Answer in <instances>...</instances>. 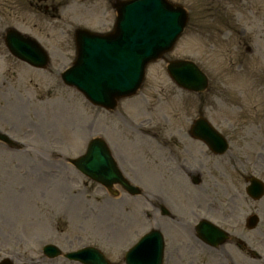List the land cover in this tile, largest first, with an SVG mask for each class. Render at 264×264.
<instances>
[{
    "label": "rangeland",
    "instance_id": "rangeland-1",
    "mask_svg": "<svg viewBox=\"0 0 264 264\" xmlns=\"http://www.w3.org/2000/svg\"><path fill=\"white\" fill-rule=\"evenodd\" d=\"M21 1L24 5L25 0H0V10L1 12L5 10L4 13H0V35L11 25L21 31L28 29L38 36L42 34L46 37V42L52 43L49 47L52 53L51 67L48 72L43 73L27 69L22 63L12 58L0 42V76L3 72L6 74L0 83L5 82L8 90H11L12 86L15 89L8 94L3 87L1 96L44 97L48 94L61 93L66 96L67 93H75L67 88L59 89L55 83L59 70L64 69L68 62L62 54H71L70 59L73 58L71 31L73 21L79 17L80 25L103 31L109 25L105 23L106 15L101 16V11L98 15L97 12H93L94 15L90 14L88 9H80L76 17L74 14L69 20L65 18L63 23L53 26L48 24L45 29L42 24L33 26L39 17L45 18L43 15L40 16L42 13L34 18L30 12H22L16 19V12L27 8L20 4ZM37 1L40 5H37V8L40 9L44 2ZM69 1L75 0H47V3L52 2L56 7L59 4L65 5ZM106 1L98 0L99 5L96 3L94 6H88L97 9L101 6L106 11V8L108 9ZM170 1L182 4L187 9L190 22L172 52L147 67L143 85L137 95L119 102L117 115L126 116V119L133 124H147L151 115L156 117L160 115L167 121L160 126L163 124L188 126L198 111L202 110L205 117L217 125L230 139L231 149L227 157L232 154L240 157V153L243 152L244 162L240 165L245 174H255L264 181V149L258 146L259 135L254 132L246 138L249 142L254 140L252 137L254 135L256 146L255 143L241 141L238 129L241 121L235 114L239 112L235 103L240 101L245 109L251 112V106L256 99H264V94L258 92V96H253L252 92L250 96H243L240 100L236 99V101L239 100L238 102L233 103L234 96H239L241 82H247L246 79L251 77L249 70L255 62L247 58H238L231 47L236 45L238 40L232 36L228 38L222 32L227 23H233L236 28V21L230 20V14L236 12L238 6L233 5L237 3L229 2V7L225 10L221 0ZM32 6L36 8L35 5ZM38 9V12H42ZM65 10L72 14L71 6ZM240 11L243 13L244 26L252 24L249 27L251 28L249 35H252V30H255L256 34H261V28L264 29V0H244ZM107 12L112 16L111 10ZM83 18H85L84 21H82ZM23 22L26 24L24 25ZM195 22L198 24L197 30ZM63 27L68 30L65 34L64 30H61ZM42 36L40 39H43ZM261 48H264L262 42ZM171 59L195 61L209 77L208 90L196 95L178 89L165 73V62ZM262 61L264 59L261 60V64L264 65ZM72 97L67 96L68 110L65 112H61V107L56 110V104L50 102L47 112H43L42 115L46 119L55 118L52 125L40 128L41 132L38 130V133L28 136H22L25 127L18 124L16 117L12 119L6 116L0 117V129H11L9 133L12 137H26V140L31 139L40 143L37 145L40 147L38 152L34 149H30L32 152L27 150L13 152L3 145H1L2 148L0 146V208L9 217V220L0 227V259L13 256L11 258L14 264H24L23 256H37L43 244L53 242L63 251L75 250L84 245H94L109 260L121 263L120 259L125 247L133 243L139 234L147 231L151 226H157V218L147 220L140 213L141 198L123 196L120 200L114 199L104 188L76 172L69 171L64 175L65 165L62 168L61 165L57 166L51 161H46L50 160L48 156L50 150H57L64 154L62 146L68 143L73 144L75 154L77 142L81 140L87 141L88 138L99 135H104L110 143L120 140L111 129L113 121L110 117L114 114L109 115L87 102H83L81 107V97L74 96V101ZM12 99L14 100L15 97ZM28 106L26 105L23 114L31 115L29 111L31 107ZM149 110H153V113H149ZM115 128L118 130L116 124ZM56 129L58 133H55ZM53 140H55V146L50 144ZM42 157L46 160H42ZM57 167L61 173L55 171ZM218 173L220 176H213V180H210L213 186H210L215 192H213L214 201L226 203L225 222L228 224L226 228L232 235L231 240L223 246V253L228 256L232 264H242L244 260L249 259L257 260L256 264H264V198L259 202L249 201L238 186L232 187L228 182V173L231 175L234 173L227 161L226 164H220ZM148 208L151 210L150 206ZM252 213H256L260 221L254 231H247L244 220ZM212 215L215 219L222 220L217 213ZM178 239L180 241L179 237ZM238 239H242L246 247L239 244ZM251 250L259 254L257 259L253 258ZM18 253L19 256H17ZM190 254L195 258L192 252ZM183 259L182 256L181 260ZM196 259L198 260L196 264H207V256L199 251H197ZM60 262L62 260L57 263Z\"/></svg>",
    "mask_w": 264,
    "mask_h": 264
},
{
    "label": "water",
    "instance_id": "water-1",
    "mask_svg": "<svg viewBox=\"0 0 264 264\" xmlns=\"http://www.w3.org/2000/svg\"><path fill=\"white\" fill-rule=\"evenodd\" d=\"M117 13L110 34L96 35L86 30L76 32L77 58L62 76L66 83L75 85L93 103L105 107H113L115 98L136 92L142 83L146 64L172 48L187 19L180 6L171 5L166 0L122 2ZM6 40L10 51L20 59L37 67L47 65L45 52L33 39L10 31ZM168 71L184 88L201 91L206 87L205 76L190 62H172ZM200 136L206 141H221L215 133ZM0 139L4 138L0 135ZM81 161L93 179L107 186L118 182L128 188L102 140H92ZM248 192L257 199L263 195L264 187L251 180ZM256 222L257 218L252 216L248 219V226L254 227ZM207 233L205 231V236ZM161 252L162 243L156 231L145 236L127 261L129 264H159Z\"/></svg>",
    "mask_w": 264,
    "mask_h": 264
},
{
    "label": "flooded vegetation",
    "instance_id": "flooded-vegetation-1",
    "mask_svg": "<svg viewBox=\"0 0 264 264\" xmlns=\"http://www.w3.org/2000/svg\"><path fill=\"white\" fill-rule=\"evenodd\" d=\"M245 51L252 52L253 50L249 46H245ZM157 137L163 140L162 137ZM162 143L166 145L169 143L171 145L169 146L171 150L166 152V147L154 146L155 148L145 147V151H143L144 147H141L142 151L140 153L143 154V159H145L149 155H157L159 162H156L155 164L157 165L158 186L155 191L160 198L158 203L166 205L167 202L169 204L168 207L171 211H178V209H176L177 202L174 199L178 179L185 176H188L190 179H192L195 173L199 176L198 178L200 179L201 170L203 169V167L201 166L202 164L200 166H197V157L194 150L188 147H182L180 151L176 150V147L174 146L175 143L172 144L164 140L162 141ZM181 153L184 156H180ZM114 154L121 168L129 176L138 179L139 175L136 169V165L132 162V160L128 158L126 151H123L121 148L116 146L114 148ZM202 159L203 158L201 157L200 160ZM152 192L153 189L149 187L145 188L146 195H151L153 194ZM189 213L195 215L192 209H189ZM169 230L170 229L168 223L166 221H163L161 223L160 231L163 233H168ZM179 261L180 254L178 253V246L172 243L171 252L167 253L166 264H179Z\"/></svg>",
    "mask_w": 264,
    "mask_h": 264
}]
</instances>
